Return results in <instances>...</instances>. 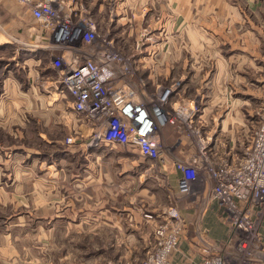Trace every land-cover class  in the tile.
<instances>
[{"label": "crops", "instance_id": "obj_1", "mask_svg": "<svg viewBox=\"0 0 264 264\" xmlns=\"http://www.w3.org/2000/svg\"><path fill=\"white\" fill-rule=\"evenodd\" d=\"M81 1L90 8L97 32L102 30L100 23L109 22L106 16L110 11L112 39L122 35L125 40L126 31L149 24L151 33L145 39L157 38L159 51L151 62L154 50L145 47L148 51L142 49L137 54L135 65L136 71L143 70L142 78L151 90L181 70L187 72L184 89L197 88L193 100L207 104L261 101L260 89L254 88L264 86V0ZM145 5L149 6L146 12ZM60 54L49 33L28 10L15 0H0V264H18L23 252L38 243L36 232H43L41 244L47 246V231L67 230L70 225L90 226L94 238L100 231L115 229L123 217L116 215L117 200L133 206L127 191L133 185L134 190L139 188L137 196L154 207L168 204L172 196L177 202L182 199L177 207L186 230L171 264H201L203 235L213 251L233 252L235 236L229 234L222 209L209 199V187L197 198L177 192L179 172L174 161L178 156L188 160L191 155L187 153L192 150L189 143L181 139L175 145L171 128H165V147L174 146L176 152L162 155L160 167L170 194L164 192L162 181L159 186L156 181L147 183L144 163L137 154L130 156L127 147L121 145L90 143L93 127L73 109L71 96L56 82L58 70L53 60ZM155 71L165 74L154 80ZM47 83L54 87L50 96ZM225 86L235 88L227 92ZM201 120L207 124L204 116ZM68 134L83 140L75 164L67 149L58 145ZM47 162L53 169L66 172L58 176L60 183L65 178L70 186L76 183L78 191L82 188L76 196V208L72 203L60 218L47 209L51 208L47 197L52 198L53 181L47 175ZM78 171L85 173L83 180L71 182L74 176L68 178L67 172ZM137 173L138 182L133 179ZM82 214L87 218L80 217ZM25 215L31 217L26 219ZM261 233L264 242V220ZM32 253L31 263L47 264V255Z\"/></svg>", "mask_w": 264, "mask_h": 264}, {"label": "built area", "instance_id": "obj_2", "mask_svg": "<svg viewBox=\"0 0 264 264\" xmlns=\"http://www.w3.org/2000/svg\"><path fill=\"white\" fill-rule=\"evenodd\" d=\"M49 33L53 45L61 51L54 58L57 83L71 96L73 109L93 127L90 143L121 145L134 149L140 157L163 164L162 132L167 126L181 132L193 144L196 153L188 160L174 161L179 172L177 192L197 198L198 184L212 182L209 199L224 212L230 234L235 236L230 253L213 251L210 241L202 239L201 264H264L261 226L264 220V113L241 155L224 153L218 163L210 160L212 135H206L196 120L201 106L196 100H179V82L163 88L156 96H147L144 86L135 89L128 63L110 50L112 42L97 32L82 14H73L59 0H15ZM216 129H214V132ZM89 143V145H90ZM74 145L75 140L66 139ZM201 176V178H200ZM153 229L154 247L141 264H171L186 222L177 205L160 214L143 213Z\"/></svg>", "mask_w": 264, "mask_h": 264}, {"label": "rangeland", "instance_id": "obj_3", "mask_svg": "<svg viewBox=\"0 0 264 264\" xmlns=\"http://www.w3.org/2000/svg\"><path fill=\"white\" fill-rule=\"evenodd\" d=\"M59 1H62L65 7L67 6L68 8H76V10L73 11V14H82L83 18H88L93 23L94 17H91L92 13L90 8L88 6L87 8L81 0ZM106 3H108V1H106ZM143 10L145 12L148 11L149 6H143ZM109 12L110 11H108L107 13L106 11V17L108 18L107 20H109V22L100 23L102 30L100 32L98 31V33L101 35V37H104L112 42L110 50L121 60L122 64L126 62L128 63L129 61V65L131 68L129 75L132 76L131 78H129V81L132 87L135 89H141L142 86H144L143 88L147 96H156L162 91L163 88H167L169 85L179 82L177 91L178 96H180L179 100H185L186 103H189L188 101L192 100L193 98L191 97H194L195 95L193 90H196L197 88L188 87L186 90L184 89L183 79L186 76V71L180 70L178 72H175L174 76L171 75L169 78L164 76L165 80H167V78L168 80L166 82H163V85L158 84L159 87L155 86V84V87H153L154 90H151L150 87L147 86L146 81L143 80V70L136 71L135 60L137 59V54H139L142 49L148 51V48L146 49L145 47L149 46L152 50H154V52H152L153 54H151V62H155L156 52L159 51L157 46V38L153 37L152 41L149 42H147L145 39L147 38L148 33H151L149 31V24L139 25L136 30L132 28L131 32L126 31V33H124V37H126L125 40L123 39L122 35H120L121 37L119 38L113 37L112 39L108 30L109 24L112 20L110 16L111 13L109 14ZM112 14H114V12ZM145 41L147 42V44L145 43ZM122 42H126L127 44L125 43V45H123ZM142 42L144 43V46L141 45ZM123 46L126 48L125 50H123ZM154 74V80H156L162 77L165 73L163 71H155ZM51 84L47 83V96H50V93L54 89L53 85ZM234 88L235 87L225 86L224 90L226 89L227 92H231ZM254 89H260L261 101L242 99L243 101L238 103H231L227 101L222 103L213 102V104H207L205 101L203 102L197 99V102L201 106V112L196 120V123L201 127L202 131L207 136L213 134L212 148L208 153L212 162L218 163L219 159H221L226 152H230V157H234L236 155L240 156L242 153V144L244 143L245 145H248L250 143L254 132L259 126L261 116L264 113V86L260 85L259 88ZM204 93L207 96L206 91ZM50 98H52V96ZM201 116L205 117V121L207 122V124L203 123V121L201 120ZM170 128L172 130V134L174 135V140H176L175 145H179L181 139L186 140L189 143V146L192 147L191 152H188L187 154L194 155L196 153V150L190 140L186 137V135L181 132L179 133L175 131L172 127ZM214 129H216L215 132ZM68 138L74 139L75 144H66V139ZM82 142L83 140L76 138V136L74 135L68 134L66 138H63L60 142H58V145L67 149L66 152L71 155L70 158H72V161L75 164V162L78 160V157L80 158L78 150L80 149L79 147ZM161 143V152L164 157L166 155H169V153H176L174 146L171 147L167 144V147H165L166 143L162 138ZM125 149L131 152L129 154L130 156L133 157L134 154H137L139 156V154L134 149ZM48 153H50V151L47 149V155ZM178 157V160H184L180 156ZM139 158L145 166L142 168V171L144 172L143 176L145 177L144 180L148 179L146 181L147 183L156 181L158 186V182L162 181L164 192L170 194L169 191L166 190L167 186L165 180L160 173V167L162 164L160 165L159 162L143 159L140 156ZM60 174L63 175L66 174V172L64 170L63 172H61V170L58 168L53 169L47 162V175L53 179L51 189L52 198L50 199V197H47V205L51 208L47 209H52L53 215L59 218L64 215L62 213L66 209H71L72 203H74L73 208H76V196L79 197V193L82 190V188H79V191L78 189H75L74 186L76 183H74L72 186L68 185L65 178H62V181L60 183V179H58V176ZM84 174L81 171L72 173L67 172V177L71 178L72 176H74L71 182L77 179L81 181L83 180L82 176ZM133 177V179L138 182V173L133 175ZM210 184H212V182L206 181L203 184L201 183L195 186V189L200 193L202 189L206 187H209L210 189ZM89 188L91 189V187ZM83 189L85 191L87 190L86 188ZM134 189V185L131 190L127 189V191H129L128 198H131V196L133 197V206H130L129 203L124 205L122 199L117 200L116 206L117 210L119 211H117L116 215L123 217H120V226H116L115 229L100 231V236H96L94 238L93 231L90 226L85 227L81 225H70L67 230L55 232L47 231V243H45L47 244V246H43L41 244L43 242L41 233L43 232H36L35 236L38 243L35 244L34 242L33 246L30 248L39 257L47 255V264H141L148 252H151L154 247L153 229L157 224V222H155L156 219L153 222L145 221L146 219L142 217V212L160 214L163 209L169 206L178 205V202L180 203L182 199L179 197V200L177 202V199H173V196L171 195V202H168V204H164L162 206L154 207L148 201L142 198L140 199V197L137 196L139 188H137V190ZM134 214H137L138 217H135ZM34 216L35 215H33V217ZM30 217L31 215H25L26 219ZM80 217H83L85 219L87 218V215L82 214ZM201 239H206V236L203 235ZM38 244H41L42 246H39ZM31 249L23 252L18 264H37L36 261H32L31 263V256L33 255Z\"/></svg>", "mask_w": 264, "mask_h": 264}]
</instances>
